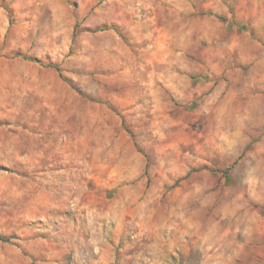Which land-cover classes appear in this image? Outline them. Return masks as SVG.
<instances>
[{"label": "rangeland", "instance_id": "1", "mask_svg": "<svg viewBox=\"0 0 264 264\" xmlns=\"http://www.w3.org/2000/svg\"><path fill=\"white\" fill-rule=\"evenodd\" d=\"M0 264H264V0H0Z\"/></svg>", "mask_w": 264, "mask_h": 264}]
</instances>
